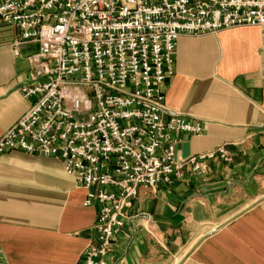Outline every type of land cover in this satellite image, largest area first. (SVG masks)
I'll list each match as a JSON object with an SVG mask.
<instances>
[{"label":"crops","instance_id":"1","mask_svg":"<svg viewBox=\"0 0 264 264\" xmlns=\"http://www.w3.org/2000/svg\"><path fill=\"white\" fill-rule=\"evenodd\" d=\"M261 28L239 26L180 36L168 109L204 122L182 135L177 155L225 145L232 162L214 161L204 178L187 174L156 190L141 187L108 264H264V51ZM0 18V137L29 108L30 56ZM54 157L0 156V264H77L96 239L98 205Z\"/></svg>","mask_w":264,"mask_h":264},{"label":"built area","instance_id":"2","mask_svg":"<svg viewBox=\"0 0 264 264\" xmlns=\"http://www.w3.org/2000/svg\"><path fill=\"white\" fill-rule=\"evenodd\" d=\"M0 18L39 44L28 110L0 137V156L22 151L59 159L98 205L96 239L77 264H108L141 187L232 162L225 145L179 157L182 135L204 122L165 105L180 36L257 26L264 0H0ZM1 251V250H0Z\"/></svg>","mask_w":264,"mask_h":264}]
</instances>
